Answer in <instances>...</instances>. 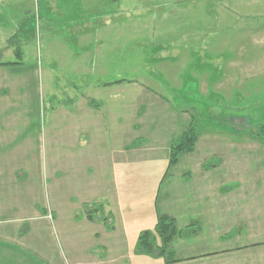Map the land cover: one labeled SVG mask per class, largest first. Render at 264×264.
Here are the masks:
<instances>
[{"label":"rangeland","instance_id":"rangeland-1","mask_svg":"<svg viewBox=\"0 0 264 264\" xmlns=\"http://www.w3.org/2000/svg\"><path fill=\"white\" fill-rule=\"evenodd\" d=\"M193 1H134L140 9L116 11L109 29L118 50L108 46L81 60L86 71L75 70L73 59L54 70L47 66L49 51L37 50L52 27L34 25L32 15L27 33L19 34L30 5H3L0 61L16 62L21 51L22 63L0 65V137L13 146L0 148V169L8 165L18 192L0 194V264H197L191 255L201 251L208 264L262 259V250L237 247L239 239L261 244L264 234L249 239L231 228L250 224L238 215L237 190L245 194L247 214L264 205V184L253 186L264 181V132L257 125L264 120V0ZM57 25L54 38L65 29ZM51 44L57 48L52 62L65 54L63 42ZM70 79L86 89H71ZM85 98L100 107L87 104L78 112L72 104ZM71 117L75 141L68 144ZM88 120L98 121V130H83ZM190 127L198 137L193 152L180 154L162 178L171 142ZM16 142L21 149L31 143V152L10 153ZM197 166L215 182L228 180V187L219 186L230 191L228 231L205 218L193 223L198 202L187 171ZM88 214L101 224L85 220ZM158 214L175 222L161 256ZM146 230L152 232L149 253L137 246ZM116 232V245L108 243ZM223 244L229 249H215ZM171 256L179 260L169 263Z\"/></svg>","mask_w":264,"mask_h":264},{"label":"crops","instance_id":"crops-1","mask_svg":"<svg viewBox=\"0 0 264 264\" xmlns=\"http://www.w3.org/2000/svg\"><path fill=\"white\" fill-rule=\"evenodd\" d=\"M10 1H13V2L16 1L19 4H24V2H27V4L30 5V7H28V9L23 12L24 18L26 17V19L22 20L19 23V27L17 29L19 34H20V31H22V33L24 32L25 34L27 33V31H23V28L24 30L25 28L28 29L29 24H30L29 20L32 15H33L32 17H33L34 25L37 26V22H44L45 29L46 27H49V26L52 27V29L51 28L46 29V34L40 41L37 54L39 53L42 54L44 53V51L47 54L49 51V56H50L53 50L57 49L55 45L51 44V42L56 43V42L61 41L64 43L63 45H59V46L62 49L61 53L65 55H63L62 57L58 55V60L53 59L52 62L48 60L49 59V56H48L45 61L47 66L51 67L54 70L57 68L58 63L66 64L69 60L73 59V61L77 63L75 70L77 69V71H79V68L81 67L85 69L83 71H86V67L79 65V62L81 60L83 61L86 58L93 59L95 57H98L99 56L98 54L107 50L108 46H109L110 52L112 51V49L118 50V47L116 46V44L119 42L118 39L116 38V41L111 40L110 42L109 26L110 24H112L114 20L112 19L110 15H115V13H117L116 11H120V9L121 10L140 9V7L133 8L132 4H134L133 3L134 1L135 3L140 2V1H144L148 3L150 0H0V2H3V3H0V10L3 5H8ZM201 1L202 0H197V1H193L192 3L201 2ZM87 10L89 11V13H86ZM99 11H102V13L101 14L98 13ZM58 23L65 24V26H63L65 29L62 32L61 34L62 36L60 38H54V35H55L53 34L54 29H55V26H58L57 25ZM59 26H62V25H59ZM92 32H93V35H92ZM64 37H67V39H65ZM121 38L124 39V35ZM36 39L37 38L33 39V41ZM125 42H126V46H128L127 44L128 41L125 40ZM43 63L44 61L41 62L42 66H43ZM56 63L57 65L56 67H54ZM37 67H39V65H37ZM60 70L61 71L56 72V73H64L62 69ZM35 73H36V68H35V64H33V76L35 75ZM70 80H71L70 82L71 84L69 83L68 86L70 85L71 89L72 88L76 89L75 86L78 88L82 87L83 90L86 89V85L84 82L81 85H79L73 82L72 79ZM121 81L116 80L115 82H121ZM90 98L89 99L85 98V99H82L81 101L80 100L75 101V104H72V106L74 107L78 103L79 105L78 112H84V110L87 109V104L93 105L94 108H99L100 104L96 103V100H92ZM89 110L97 111L98 109L89 108ZM74 121H75V118L71 117L69 121L70 124L68 126V133H67L70 138L68 141V144H72L75 141V135H74V132L72 131V127H73L72 124ZM80 123H82V121ZM95 123H98V121L88 120L85 123V129L83 130L89 131V129L93 127L96 130H98V125H96ZM11 141L12 139H7V142H6L4 141L3 138L0 137V148L11 147ZM19 146L20 144H18V147H17V142H16L15 148L10 153L17 154V153L31 152V143L28 145L26 144V147L24 149H21V147ZM7 166L8 165H4L5 169H2V171L0 169V175H1L0 194L4 196V193L5 195L10 193L12 196V194L16 192L15 189L14 190L11 189L12 186L15 184V179L12 177L9 178L10 174L6 173ZM197 168L198 166L191 169L192 174L190 171H187L190 174L191 179H194V193H195V198L198 202L197 204L195 201H193V204L191 207V211L193 212L196 218V220L193 223L200 221L202 224L205 218L206 221L208 220L210 224L214 225L215 227H219L220 225H222L223 230H224V227L227 229V231L230 230V228H228L229 227V217H230L229 216L230 215V199H229L230 191L229 189L224 190V188L222 189L219 188V186L228 187L229 186L228 185L229 183L227 182L228 180L224 182L222 179H218V182H215V180H213L214 179L213 175L208 177L207 173H204L202 170H199V169L198 171ZM194 170H197V171H194ZM163 175H162V178H163ZM125 178H126V174H125ZM239 182L242 183L241 181ZM251 182L252 181H250V184ZM261 184H264V181L262 179H257V181H254L253 186L256 187V185H261ZM213 188L214 189L218 188V189H215L216 190L215 197H213ZM30 191L31 189H26V192H28L29 195H30ZM242 191L243 190H239V191L237 190L236 192L237 193L236 206L239 211L238 215L242 219L250 218V224L246 225V223L243 221L244 223H240L238 227H233L231 229L235 230V232L236 230H238L239 236L241 234L245 235L248 233L249 234L248 238L250 239V234H255L256 236L257 234H264V216L262 215L263 210H264V205H261L263 201L252 205L254 210L249 209V214H247L248 210L245 207L246 205L245 204V194L242 193ZM21 192L22 190L19 191L18 195L21 196L22 194ZM123 195L125 196V198L129 197L126 194H123ZM0 209L4 211L5 208L4 206H0ZM104 209L107 210L106 208ZM107 211L109 215L110 214L112 215V212H110L109 210ZM184 213L182 215H184ZM117 218L121 219L120 216H118ZM31 220L33 221V217ZM85 220L92 222V223H99V224H101L102 222L100 220H98V222L94 220H90L89 218ZM109 222H111V220H109ZM101 228L106 229V231L108 232H114L115 230L114 225L111 229H109L107 228V226H105V223H103ZM28 234H33V226L30 227ZM114 234L109 235L107 239L109 240L108 243L112 242L114 245H116L118 241V233L116 232ZM235 239H236L235 236L230 238L231 241H235ZM240 240L241 239H239L237 250L242 249V251L248 252L251 249L253 253L255 251L262 250L261 251L262 259H259L261 257L252 256L253 258H250V259L244 258V260H239L240 258L239 256L236 264H264V244H263L264 241H261L260 242L261 244H259V243H254L253 241H249V240L248 241L245 240L244 242H241ZM124 242H126L125 239H124ZM223 245H226V246L216 247L215 249H229L228 244H223ZM205 249H209V247ZM202 252L203 251L200 252L199 256L191 255V257L199 258L201 257L200 255H202ZM223 256L224 255H221L220 258H224ZM198 258L195 260H201V261H196L198 262L197 264H208V263H204V260L209 259L208 257H202L199 259Z\"/></svg>","mask_w":264,"mask_h":264},{"label":"trees","instance_id":"trees-1","mask_svg":"<svg viewBox=\"0 0 264 264\" xmlns=\"http://www.w3.org/2000/svg\"><path fill=\"white\" fill-rule=\"evenodd\" d=\"M2 8L4 10L6 9L3 6ZM17 56H18L17 57L18 61L16 62L0 61V65L5 66V65L21 64L22 63V52L17 51ZM257 125H259L260 131L264 132V120L258 123ZM197 138H198L197 134H195V131H193L190 127L189 129L187 128L183 133H181L175 139H173L170 145V151H169L170 154H169L167 171H165L163 178L167 175L168 169L177 163L178 157L180 154L190 153L193 150L194 143L196 142ZM87 216L90 220H93L92 215L88 214ZM174 226H175V222L171 216H168L166 214H158V219L154 227L159 232L160 241H161V245L157 247L158 255L160 256L163 255V252L167 250V248L165 247L169 246L168 244H170L171 238L173 236ZM151 233L152 232L150 230H146V231L141 232V234L138 236L137 246L138 248H142V247L144 248L146 246L144 253L145 252L149 253L151 251L150 250L151 240L148 239V235ZM177 260L179 259L171 256V258L168 259V262L172 263Z\"/></svg>","mask_w":264,"mask_h":264}]
</instances>
